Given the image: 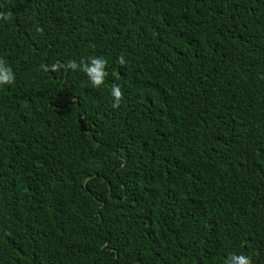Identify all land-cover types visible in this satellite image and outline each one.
<instances>
[{"label":"trees","instance_id":"16d2710c","mask_svg":"<svg viewBox=\"0 0 264 264\" xmlns=\"http://www.w3.org/2000/svg\"><path fill=\"white\" fill-rule=\"evenodd\" d=\"M0 13V264H264V0Z\"/></svg>","mask_w":264,"mask_h":264},{"label":"clouds","instance_id":"9594fccd","mask_svg":"<svg viewBox=\"0 0 264 264\" xmlns=\"http://www.w3.org/2000/svg\"><path fill=\"white\" fill-rule=\"evenodd\" d=\"M9 14L0 13V19H8ZM39 30V29H38ZM117 63L120 65L125 64V58L123 55L118 57ZM107 66V61L102 57H91L88 62L81 60L79 64L75 60H69L66 65L59 62L53 63L50 66H44V71L56 72L61 69L65 71H82L88 78L91 86L93 88H100L105 81V77L108 73L105 71ZM15 82V74L12 68L7 65L3 58H0V86L11 85ZM110 95L113 98L112 107L117 108L120 106L121 99L123 97V92L117 84H113L111 87ZM225 264H252V260L249 256L243 254H230L225 261Z\"/></svg>","mask_w":264,"mask_h":264}]
</instances>
